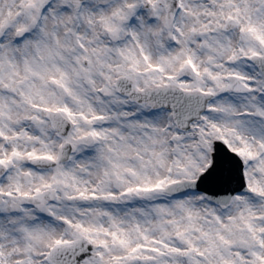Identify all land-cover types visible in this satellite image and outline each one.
<instances>
[{
    "label": "snow or ice",
    "instance_id": "snow-or-ice-1",
    "mask_svg": "<svg viewBox=\"0 0 264 264\" xmlns=\"http://www.w3.org/2000/svg\"><path fill=\"white\" fill-rule=\"evenodd\" d=\"M0 264H264V0H0Z\"/></svg>",
    "mask_w": 264,
    "mask_h": 264
}]
</instances>
